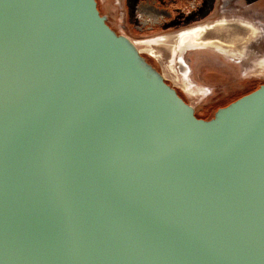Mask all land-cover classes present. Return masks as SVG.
<instances>
[{"label": "water", "instance_id": "water-1", "mask_svg": "<svg viewBox=\"0 0 264 264\" xmlns=\"http://www.w3.org/2000/svg\"><path fill=\"white\" fill-rule=\"evenodd\" d=\"M97 0H0V264H264V83L209 118Z\"/></svg>", "mask_w": 264, "mask_h": 264}, {"label": "rangeland", "instance_id": "rangeland-1", "mask_svg": "<svg viewBox=\"0 0 264 264\" xmlns=\"http://www.w3.org/2000/svg\"><path fill=\"white\" fill-rule=\"evenodd\" d=\"M97 1L101 13L107 15L109 25L116 30H122L124 0ZM263 4L264 0H210L205 9L197 15L194 23L174 31L176 33L200 24L227 21L224 28L220 30L219 37L213 29L206 38L220 39L228 46L231 44L233 54L226 55L213 46L207 45L197 49H187L182 55L183 63L189 68L187 77L178 70V54L173 57L172 45L167 46L169 42L176 43L175 37L159 43L145 42L155 38L156 35L134 39L138 40V48L162 72L166 81L195 107L197 115L209 119L222 104L264 83V67L260 65L264 60ZM230 21H249L256 26L258 36L248 49L243 48L238 39L248 34V30L238 23L232 25ZM163 34L165 33L157 34V36ZM146 48L156 49L155 54H150Z\"/></svg>", "mask_w": 264, "mask_h": 264}, {"label": "flooded vegetation", "instance_id": "flooded-vegetation-1", "mask_svg": "<svg viewBox=\"0 0 264 264\" xmlns=\"http://www.w3.org/2000/svg\"><path fill=\"white\" fill-rule=\"evenodd\" d=\"M209 1L210 0H124L123 8L125 9V13L123 21L124 25L122 30H116L113 26H110L115 29L118 33H123L127 35L136 44L138 40L134 38H142L145 36L153 35H156V37L153 39L146 40L145 42L159 43L163 40H172L174 37L177 40L178 33L183 31V29L179 30L176 33L174 31L194 23L197 20V15L205 9ZM219 22H223L224 26L227 23V21L220 20L215 23L200 25L211 26V30L214 29L215 34L217 35V37H219V34L221 32L217 25ZM237 22L252 23L249 21H230L232 25L237 24ZM210 32L212 31L207 32L203 36V41L207 39H212L206 38V35ZM160 33L165 34H163L162 36H157V34ZM212 40H217L227 45L224 41L220 39ZM252 43L247 46V49L248 47H250V45H253ZM168 45H172V47L174 48L176 43L172 44L171 42H169L167 43V46ZM173 48L171 49V51L174 57L176 54H173ZM213 48L215 47L213 46ZM154 50L156 49L146 48V51L150 52V54L152 55L155 54ZM183 54L184 53H182V55ZM182 55L180 56V58L178 55V59L181 62L178 61L177 67L180 73H182L184 77H187L189 73V68L185 66L183 60H181L183 59ZM185 71L186 73H184Z\"/></svg>", "mask_w": 264, "mask_h": 264}, {"label": "bare ground", "instance_id": "bare-ground-1", "mask_svg": "<svg viewBox=\"0 0 264 264\" xmlns=\"http://www.w3.org/2000/svg\"><path fill=\"white\" fill-rule=\"evenodd\" d=\"M237 23L238 25H241L242 27H245L248 30V34L238 38L241 41L242 47L247 48V46L250 43H252L254 39L257 37L258 30L256 26L253 25L252 23H242V22H237ZM217 25L219 30H222L224 28L223 22H219ZM209 31H211V26L198 25L190 29H186L179 32L177 35L176 45L173 48V54H178L180 58L182 53L187 49H197L200 48L201 46L207 45V46H214L217 50H219L220 52L226 55H232L233 53H232L231 44H229L228 46L217 40H212V39H207L203 41V36ZM260 65H263L264 67V60L261 61ZM184 73H186V71Z\"/></svg>", "mask_w": 264, "mask_h": 264}, {"label": "trees", "instance_id": "trees-1", "mask_svg": "<svg viewBox=\"0 0 264 264\" xmlns=\"http://www.w3.org/2000/svg\"><path fill=\"white\" fill-rule=\"evenodd\" d=\"M257 87H259V86H257ZM257 87H256V88H257ZM256 88H254V89H256ZM254 89H252V90H254ZM252 90H250V91H252ZM250 91H249V92H250ZM247 93H248V92H247ZM238 97H239V96H238ZM238 97H236L235 99H237ZM235 99H233V100H235ZM233 100H231V101H233ZM231 101H229V102H227V103H225V104H222L221 106L227 105V104L230 103ZM219 107H220V106H219ZM219 107H218V108H219ZM218 108H217V109H218ZM196 114H197V113H196Z\"/></svg>", "mask_w": 264, "mask_h": 264}]
</instances>
